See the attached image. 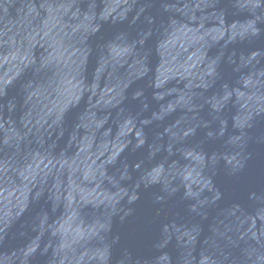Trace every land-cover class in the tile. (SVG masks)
<instances>
[{
  "label": "water",
  "instance_id": "water-1",
  "mask_svg": "<svg viewBox=\"0 0 264 264\" xmlns=\"http://www.w3.org/2000/svg\"><path fill=\"white\" fill-rule=\"evenodd\" d=\"M0 264H264V0H0Z\"/></svg>",
  "mask_w": 264,
  "mask_h": 264
}]
</instances>
